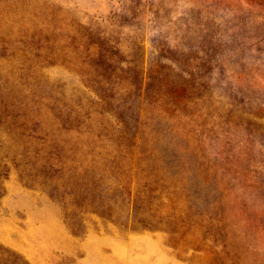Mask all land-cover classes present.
<instances>
[{"label": "rangeland", "instance_id": "1", "mask_svg": "<svg viewBox=\"0 0 264 264\" xmlns=\"http://www.w3.org/2000/svg\"><path fill=\"white\" fill-rule=\"evenodd\" d=\"M0 264H264V0H0Z\"/></svg>", "mask_w": 264, "mask_h": 264}]
</instances>
